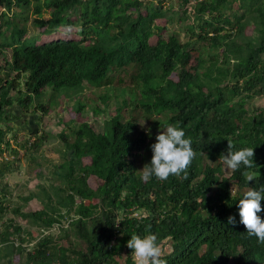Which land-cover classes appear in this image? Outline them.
<instances>
[{
	"label": "trees",
	"instance_id": "obj_1",
	"mask_svg": "<svg viewBox=\"0 0 264 264\" xmlns=\"http://www.w3.org/2000/svg\"><path fill=\"white\" fill-rule=\"evenodd\" d=\"M31 1L37 3L35 23L45 28L43 34L60 28L69 34L66 26L72 25L79 39L38 46L35 40L23 42L25 33L14 19L7 22L14 27L12 37L9 42L0 40V49L14 47L12 69L39 75L41 81L24 84V93L19 90V72L5 84L0 78V178L15 169L16 160L4 154L9 150L16 156L28 146L9 143L11 130L29 126L35 150L45 140V136L37 138L39 119L24 116L35 103L36 111L48 109L39 102L41 88L52 86L54 94L72 98L69 92L80 94L87 84L96 88L111 84L112 68L141 69L133 87L107 89L103 97L107 101L113 91L120 93L115 94L118 108L114 116L104 118L101 129L86 122L66 124L59 135L63 161L51 167L52 183L21 198L24 204L37 199L42 210L24 212L22 205L9 209L7 185L0 187V264H13L16 258L19 264H134L127 241L133 233L146 232L166 238L168 264H264V243L250 236L244 224L227 222L233 214L239 221L237 200L244 189L264 183V109L250 114L245 104L264 95V0H197L192 9V0H179L185 8L181 20H188V14L194 17L186 30L191 35L187 42H181L177 33L170 34L168 41L162 38L166 26L156 22L164 19L168 24L172 13L164 10L163 0L157 6L144 0H43V4L0 0V6L11 12ZM44 7L50 10L49 21L41 19ZM249 24L254 27L251 37L245 34ZM155 34L158 42L151 45ZM5 35L0 32V37ZM16 42L21 45L15 47ZM198 45L204 52L198 51ZM193 57L196 64L191 66ZM232 61V69L225 66ZM126 94L129 101H120ZM77 105L81 111L86 104L77 100ZM124 107L131 110L130 120L124 119ZM108 108L98 107L95 115ZM139 108L146 117L162 114L165 118L159 126L183 127L192 138L196 154L186 176L142 179L138 164L149 163L153 153L135 115ZM9 124L14 128L4 130ZM228 140L237 150L256 147V164L247 170L233 169L226 179L220 156L227 153ZM248 173L255 175L253 181L247 180ZM91 177L99 184L92 185ZM232 182L239 185L237 195L232 193ZM9 213L44 231L68 221L69 233L78 241H70L67 248L42 232L27 250L24 245L37 239L24 233L15 218L7 219Z\"/></svg>",
	"mask_w": 264,
	"mask_h": 264
},
{
	"label": "rangeland",
	"instance_id": "obj_2",
	"mask_svg": "<svg viewBox=\"0 0 264 264\" xmlns=\"http://www.w3.org/2000/svg\"><path fill=\"white\" fill-rule=\"evenodd\" d=\"M160 0H144L145 4H149L152 2L154 6H157L159 4ZM164 3V10L168 12L170 9L172 13L168 15L169 21L168 25L164 24L165 20H158L156 23L161 24L162 26H166L167 29L161 32V36L164 40H167L170 34L177 33L178 37L180 38L181 42H187L190 40V34H187V27L188 25H193V14H188L189 19L188 20H181V16L184 13L185 8L180 7L179 0H163ZM197 3V0H192L189 7L191 9L193 8L194 4ZM36 2L31 1V3L24 8H18L15 7L11 13L5 12L4 7H0V32L2 34L13 33L14 27H9L7 24L8 21L15 20L17 27H19V30L25 32L24 39L29 40L33 39L35 37H43V32L45 31V28L38 26L35 23V20L38 19V15L36 14ZM40 4H43V0H41ZM238 6L235 5L234 9L237 10ZM191 11V10H190ZM188 11L187 13H189ZM6 13V14H4ZM146 13V9L143 10V14ZM177 13V14H174ZM16 14H19L17 17H15ZM51 18L50 10H47L45 7L42 11V18L45 21H49ZM75 19V18H74ZM62 31H65L66 28H61ZM254 27L252 24H249V27L246 29V36L251 37V35L254 33ZM70 33L72 37H75L76 39H79L77 36V29L72 28L70 30ZM69 33V34H70ZM245 36V35H244ZM244 36L235 38V41H241V39L245 38ZM44 38V37H43ZM247 39V38H246ZM3 43L8 42L5 37L1 39ZM158 41V36H154L152 39V43L156 44ZM205 46L207 44H204ZM199 52H204V47L198 45ZM206 51V49H205ZM195 57L198 55V52H194ZM193 54V55H194ZM12 51L9 48H5L3 51H0V65H1V71H0V77L6 78H12L15 74L13 72L7 70V66L10 63L11 60ZM233 63V61H232ZM196 64L195 58L193 57L191 59L190 65L194 66ZM226 67H233V64L225 65ZM224 66V67H225ZM141 67L139 66H128L125 68L123 73H120L116 77L115 85L121 89H128L129 87H133L134 84H136L138 79V74L140 73ZM11 72V74L7 73ZM16 76V75H15ZM119 79H123L124 82L120 83ZM130 79L133 81L131 82ZM21 85V81H20ZM118 88V89H119ZM108 88H102V89H94L93 87L86 86L84 89L83 95H75L74 97L70 98L67 96H64L59 101V105L56 108H52L49 111V104L48 100L41 99L40 103L47 105L46 111H40L37 114V118L40 117L41 121L39 123L38 132H40L39 136L37 138H42L45 136V140L41 144L40 149L35 150L31 146L35 143V138L31 136L30 134V128L26 124L21 125L18 128H14L12 125H4V130H8L9 128H14L16 132L11 130L12 132H9L7 141L10 140L11 144L14 145V147L19 146L20 144L27 145V148H20L19 152L16 156H14L12 153L6 152L5 156L9 159H15V166H13L15 169H13L11 173L6 174L5 176L0 178V187H3L7 185V193H8V199L5 203L9 209H13L15 207H18L19 205L23 206L24 212H32V211H40L43 209L42 204L37 200H31L28 204H24V201L21 200L23 197H27L30 195L31 192H37L39 190V185H45L49 186L52 183L50 170L53 164L56 165L61 164L63 161V155H61V149L63 146V143L61 139L59 138V135L61 132H65L66 124L75 122V126H79L83 122H86L90 125L99 127L98 129H101L102 124L105 122L104 118L114 116L116 114V110L118 108V105L116 103L115 94H120L118 91L112 92L110 94L109 100H104L101 96L106 95L108 93ZM14 95V94H12ZM120 101H129V96L125 95L124 97L120 96ZM69 99H72L71 101ZM77 100L82 101L86 104L85 107L81 110H77ZM107 101V103H106ZM246 108L250 112V114H253L255 112V108L258 109H264V95L256 96L254 98H250L246 101ZM37 105L35 103L33 107ZM106 105H109V110L104 111L103 114L95 115V109L100 107L101 109H104ZM129 105V104H128ZM126 105V106H128ZM33 108H30V114H32ZM129 107L123 108V115L125 120H130L131 112ZM141 113V109L139 108L135 115L138 118L139 127L142 131H144L148 135V143L151 145L156 140V135L163 131L166 127L159 126L158 121H162L165 116L162 114H156L154 113L151 117H146L145 115L139 114ZM30 116H27L28 119ZM99 121V122H98ZM151 129V135L148 133V129ZM9 131V130H8ZM16 134V136H14ZM26 141H28L26 143ZM18 142V143H17ZM10 143V142H9ZM17 143V144H16ZM147 154V152H146ZM141 161V160H140ZM86 163H89V159H85ZM147 164V161L144 163L138 164L139 169L142 170L144 168V165ZM214 165V164H213ZM48 169V170H47ZM39 171L42 173L40 174ZM221 171L223 172L225 177H230L232 170H229L227 166L221 167ZM55 183H59L58 181H54ZM92 185L94 183L99 184V180L91 177L89 180ZM233 188V187H232ZM239 189L235 186L233 194L235 195V192H237ZM91 203H94L93 201ZM7 219L15 218V224L18 223L23 228V232L31 233L35 239L31 241L29 244H25L27 250H31L33 246L36 244V242L42 238V232L44 234H50L53 237V240L57 244L64 245L65 247L69 248V242L72 241L73 243L77 242L78 239L75 237V235L71 232L69 233V227L68 221H64L62 226L56 225L55 227L44 231L43 229L32 226L30 223H28L26 220L21 219L20 217H15L12 213H9L6 215ZM69 233L70 237H66V234ZM26 250V251H27ZM170 251V246H167L165 249V254ZM21 262V261H20ZM22 262H25V259H22ZM13 264H19V259H15Z\"/></svg>",
	"mask_w": 264,
	"mask_h": 264
},
{
	"label": "clouds",
	"instance_id": "obj_3",
	"mask_svg": "<svg viewBox=\"0 0 264 264\" xmlns=\"http://www.w3.org/2000/svg\"><path fill=\"white\" fill-rule=\"evenodd\" d=\"M0 7H3V6H0ZM5 12L11 13V12H8L6 9H5ZM144 15H146V13ZM66 27L70 31L72 28V25H67ZM154 36H156V34ZM4 37L9 42V39H11L12 34L6 33ZM24 37H25V34H24ZM24 37L22 38L23 42L35 40L38 46H42L44 44H49V43L56 42V41H67V40H70V38L76 39L75 37H72L71 34H67L66 31H62V30H59V32L51 34V35L43 34L44 38L38 36L33 39L26 40L24 39ZM61 37H65L66 39H62ZM153 37L150 39V44L156 45L157 43L156 44L152 43ZM2 38L3 37H0V40ZM53 38H59V40L58 39L53 40ZM20 45L21 43L16 42L15 47H18ZM5 48H9L11 51H13L14 47L11 48L9 46H5ZM5 48H2V50L0 49V51H3ZM12 63H13V52L11 55L10 63L7 66V70L8 71L11 70V72H13L16 76L18 75V72H19L21 76V79L18 80V81H21V85L19 84L20 85L19 90H21L22 92L25 93L24 84H27L30 82L41 81V77L39 75H31L29 72L24 73L20 71L18 72L14 71L12 69ZM234 63L235 62L230 63L229 65L233 64L234 66L235 65ZM127 67L128 66L126 65L125 67H123L122 70H124ZM8 71L7 73L11 74V72H8ZM120 73H123V71L120 72V70L112 68L110 72L112 83L103 84L102 88L114 87L118 89L119 87H117L114 83L116 81L117 75ZM15 75L12 78H6L5 76L2 78L1 82L5 84L7 80H15V77H16ZM119 80H120V83L124 82L123 79H119ZM130 81L133 82L131 79ZM87 85L90 87H93L90 84H87ZM87 85L84 86V89ZM93 88L102 89V88H96V87H93ZM84 89L80 94L79 93L73 94L72 92H69L70 93L69 96L74 97L75 95H83ZM19 90L17 89L16 91L11 92V95L12 94L16 95ZM41 92L43 93V96L39 99V102L41 99L48 100V104L51 109L56 108L59 105V101L61 100V98L67 95V94L66 95L65 94L63 95L54 94L52 86H45L41 88ZM104 96L105 95H102L101 97L103 98ZM69 100L71 101L72 99H69ZM14 108H19V107L17 106V104H15ZM78 108L79 107L77 105V110ZM256 109L258 108H255V110ZM246 110L248 109L246 108ZM39 112L40 111L35 110V106H34L32 114H30L31 112L29 110L28 113L25 114L24 116L27 117V116L32 115L29 118H34V117H37V114ZM38 115L41 116V114H38ZM38 119L39 121H41L40 117ZM147 131L149 135H151V129L149 128ZM38 133L40 134V132ZM14 136H16V134H14ZM8 141L11 143L10 140ZM228 141H229V147L227 149V153L226 154L222 153L220 156V159H222L225 162V164L222 163L220 167H222V165L224 167L227 166L229 170H232L231 172V175H232L233 169L238 170V169L244 168L247 170L251 168L254 164H256L254 160L256 147L246 146V147H241L237 150L234 148L233 141L231 140H228ZM27 142L28 141H26V143ZM150 147H151L153 155H152L151 161L147 163L142 170H140V172H142L143 174L142 179L147 181L152 176H155L156 178L160 180H166L169 178L170 175L183 174L186 176L188 174L187 170L196 153L192 145V138L186 135L185 129L183 127H177L174 124H168L166 128L163 129V131L159 132L156 135V140L154 143L150 145ZM230 177H225L222 172V178L227 179ZM254 177L255 175L252 173L247 174V180L249 182L253 181ZM231 184L233 187L232 193L234 191L235 186L239 189V185L237 183L232 182ZM244 190H247V191H245L243 195L237 200L238 208H239V221H237L236 215L233 214L227 218V222L228 224H236V223L244 224L247 228V233L250 236H255L258 238L259 242L264 243V216L261 215V213H264V205H262V201H264V183H261L259 187L249 185V187L245 188ZM238 191L235 192V195H237ZM165 239L166 238L159 237L158 234L155 232H146V234H143V235L133 233L131 235V238L127 241V245L129 248L132 249L131 255L133 257L134 264H168V261L164 258L165 249L167 247V245L165 244Z\"/></svg>",
	"mask_w": 264,
	"mask_h": 264
}]
</instances>
